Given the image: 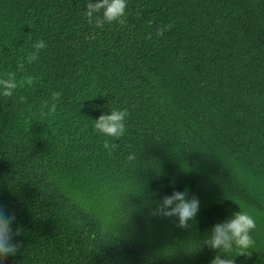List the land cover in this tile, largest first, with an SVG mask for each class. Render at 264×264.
Returning a JSON list of instances; mask_svg holds the SVG:
<instances>
[{"label": "trees", "instance_id": "trees-1", "mask_svg": "<svg viewBox=\"0 0 264 264\" xmlns=\"http://www.w3.org/2000/svg\"><path fill=\"white\" fill-rule=\"evenodd\" d=\"M85 5L0 0V74L45 45L0 96L4 264H209L239 209L253 244L229 255L264 264V0H126L101 27ZM112 108L115 138L92 127ZM179 190L200 201L183 228L152 214Z\"/></svg>", "mask_w": 264, "mask_h": 264}, {"label": "clouds", "instance_id": "clouds-1", "mask_svg": "<svg viewBox=\"0 0 264 264\" xmlns=\"http://www.w3.org/2000/svg\"><path fill=\"white\" fill-rule=\"evenodd\" d=\"M126 0H86L84 15L89 21L95 22L97 27L114 20L122 21L125 15ZM157 30L159 35L166 30ZM44 41L38 40L32 45V51L18 59L16 71H5L0 74V96H11L18 86L17 71L22 72L25 64L37 59V54L44 47ZM58 96L53 92L52 97ZM54 107V105H53ZM126 109H109L107 113H101L94 119L93 130L105 137H120L125 131ZM200 208V201L196 196H189L186 191H173L156 202L152 214L162 217H174L178 227H186ZM14 216L5 215L4 208L0 207V264H4L6 256L16 254L18 242L12 240V221ZM255 228L253 217L240 210L233 212L224 220L211 226V229L203 238V244L210 249H218V252L209 261V264H234L233 257L229 255L233 250L247 253L252 246L251 231ZM221 253V254H218Z\"/></svg>", "mask_w": 264, "mask_h": 264}]
</instances>
